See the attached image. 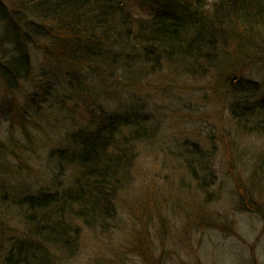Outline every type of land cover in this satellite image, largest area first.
I'll list each match as a JSON object with an SVG mask.
<instances>
[{
    "label": "rangeland",
    "instance_id": "374dc122",
    "mask_svg": "<svg viewBox=\"0 0 264 264\" xmlns=\"http://www.w3.org/2000/svg\"><path fill=\"white\" fill-rule=\"evenodd\" d=\"M133 1V12L142 14L144 0ZM220 1L202 0V8L211 12ZM101 43L102 55L117 64H79L77 71L33 48L31 73L19 91L7 93L0 80V141L31 145L22 155L24 175L0 177V264L23 240L12 200L65 183L53 152L68 149L67 134L87 129L99 109L145 115L153 134L134 148L131 178L112 204L114 219L106 229L83 228L81 248L69 264H264V133L237 126L227 84L229 76H238L256 85L247 100L264 98V27L229 45L232 56L227 53L205 80L165 64H144L142 47L114 32ZM125 58L134 60L130 67L122 64ZM19 115L29 137L15 119ZM16 154L8 152L7 166L18 162ZM185 160L198 178L206 177L203 182ZM200 161L213 177L203 173ZM199 183L206 184L203 190Z\"/></svg>",
    "mask_w": 264,
    "mask_h": 264
},
{
    "label": "trees",
    "instance_id": "16d2710c",
    "mask_svg": "<svg viewBox=\"0 0 264 264\" xmlns=\"http://www.w3.org/2000/svg\"><path fill=\"white\" fill-rule=\"evenodd\" d=\"M132 3L133 0H0V80L4 90L19 91L24 84L20 82L28 79L33 48L45 50L47 57L60 59L77 71L79 64L86 68L117 64L100 51L106 47L101 41L111 32L140 45L144 64H165L173 71L179 70L180 75L205 80L227 53L231 55L229 45L242 43L244 34L264 27V0H221L207 13L202 0H144L140 15L133 12ZM133 61L129 58L122 64L130 67ZM236 78H227L228 95L235 98L229 107L230 115L241 129L262 134L264 98L258 102L247 100L257 91L256 85ZM28 101L35 103L33 99ZM15 119L24 136L29 137L21 125L26 118L19 115ZM87 125L88 130L67 134L68 149L53 152L57 176H63V172L67 175L63 185L12 200L21 214L24 233L23 240H17L5 254L3 264H69L81 248L83 228L106 229V221L114 219L112 204L131 178L134 148L151 137L153 123L138 112L120 116L99 109L96 115L90 114ZM30 146H19L12 139L9 145L0 141V177L17 179L24 175L28 163L22 155ZM8 152L18 158L12 168L4 162ZM185 162L197 180L191 163ZM198 164L204 174L210 171L202 161ZM203 178L206 179L198 180L203 182ZM204 185L199 183L198 189L203 190Z\"/></svg>",
    "mask_w": 264,
    "mask_h": 264
}]
</instances>
